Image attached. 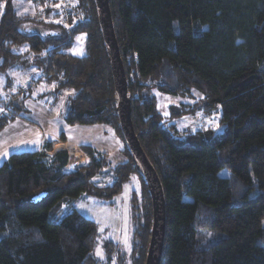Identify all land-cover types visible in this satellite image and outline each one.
Here are the masks:
<instances>
[{
  "label": "trees",
  "instance_id": "trees-1",
  "mask_svg": "<svg viewBox=\"0 0 264 264\" xmlns=\"http://www.w3.org/2000/svg\"><path fill=\"white\" fill-rule=\"evenodd\" d=\"M62 6L44 21L17 15L10 0H0V73L31 65L50 92L70 90L64 122L111 127L127 160L113 163L111 185L98 187L91 179L112 162L88 144L80 145L84 160L72 172L63 171L66 150L47 154L49 141L40 150L10 153L0 164V264H112L115 244L98 259L95 222L76 209L61 214L62 205L81 196L111 198L133 173L142 183V210L131 256L132 264H143L150 195L120 130L98 10L94 0ZM109 7L134 133L164 195L160 264H264V0H109ZM26 26L55 34L28 33ZM80 35L82 53L75 55L69 50ZM153 91L200 96L168 105L163 115ZM198 112H219L217 129L177 127L176 119ZM13 119L0 113V130ZM254 188L259 194L250 199ZM45 189L40 203L28 201Z\"/></svg>",
  "mask_w": 264,
  "mask_h": 264
},
{
  "label": "rangeland",
  "instance_id": "rangeland-1",
  "mask_svg": "<svg viewBox=\"0 0 264 264\" xmlns=\"http://www.w3.org/2000/svg\"><path fill=\"white\" fill-rule=\"evenodd\" d=\"M10 2L17 15L27 14L37 20L50 21L49 15L53 18L52 16L58 10H65V7L62 6L63 0H58L55 3L51 2V4L47 3V5L43 6L40 0H10ZM44 9L48 10L46 14ZM82 40L83 36H77L75 44L69 52L80 55L82 53ZM36 80H38V83L35 82ZM6 82L9 83V87L4 89ZM49 90L39 79L38 71L31 65H27L20 70H11L7 75L0 73V113L13 115L14 117L12 121L0 130V155H3L0 157V164L7 159L10 153L34 150L32 138L34 141L38 137L39 140L43 139L44 142L59 143L63 139L62 136L67 134L71 141L90 146L94 144L97 149L93 148L97 152L107 154L112 164L102 169L91 180L98 187L111 185L114 180V175L112 174L113 163H124L127 160L120 136L111 127L104 124L66 125L59 134L57 133L58 128L55 127L56 134H53L56 137L44 135L43 131L45 129L54 126V120H62L67 99L72 94L70 90L60 91L57 94ZM153 93L157 97L158 110L163 115H168V105L181 102L192 104L200 96L197 91L193 92L195 97L193 99H181L157 91H153ZM11 104L12 107L10 106ZM50 117L53 118V122H49L48 119ZM219 118V112L211 114L198 112L193 116L178 118L175 122L180 129L189 128L205 132L208 129H217ZM27 128L31 131V134L28 133ZM64 144L66 145L64 142L57 146ZM67 150L71 151L70 156L73 160L63 168V171L72 172L82 164L84 153L80 150L79 145H73V148ZM80 153H83L82 157H80ZM228 174L227 168H222L219 171L220 176L225 177ZM141 186L140 177L133 173L115 196L111 198L81 196L79 199L64 203L61 214L76 209L95 222L97 237L94 255L98 259H103L105 257V247L109 243H114L115 246L111 252L112 264H132L133 233L138 221L137 211L141 213L142 210L140 207ZM101 192H104V190L102 189ZM258 194L259 190L254 188L250 191L249 198L252 199ZM134 204L138 206L139 210L133 208Z\"/></svg>",
  "mask_w": 264,
  "mask_h": 264
},
{
  "label": "water",
  "instance_id": "water-1",
  "mask_svg": "<svg viewBox=\"0 0 264 264\" xmlns=\"http://www.w3.org/2000/svg\"><path fill=\"white\" fill-rule=\"evenodd\" d=\"M98 10L101 33L107 48L108 62L113 79L116 113L123 139L131 154V160L137 173L143 176L150 195L152 223L144 264H160L165 234V201L158 174L143 151L132 126L131 94L127 87L125 72L114 33L109 0H94ZM25 32L42 36L55 34L47 27L26 26ZM48 189L42 190L28 198L31 204L40 203L47 195Z\"/></svg>",
  "mask_w": 264,
  "mask_h": 264
},
{
  "label": "crops",
  "instance_id": "crops-1",
  "mask_svg": "<svg viewBox=\"0 0 264 264\" xmlns=\"http://www.w3.org/2000/svg\"><path fill=\"white\" fill-rule=\"evenodd\" d=\"M45 120V119H44ZM49 122H53V118L52 117H50L49 119ZM68 126V124H66L65 122H64V120L62 119H59V120H54V126H51V127H49V129L47 128V129H45V131H43L44 133V135H47V136H50V135H52L53 137H56L54 134H56L55 133V131H56V128H58L57 129V133L59 134L60 132H61V130L63 129V128H65V126ZM56 127V128H55ZM54 128V129H53ZM27 131H28V133H30L31 134V131H29V129L27 128ZM54 133V134H53ZM35 136H36V134H35ZM62 140H60V142L58 143H56V142H52L53 144H52V148H51V150L50 151H48L47 152V154L49 155V156H52L53 155V153L54 152H56L57 150H60V149H66V147H68L67 149H71V148H73V145H82L83 143H78V142H73V141H71L69 138H68V135L66 134V135H63L62 136ZM31 141L33 142V146H34V150H40L41 148H42V146H43V143H44V141H43V139L42 140H39L38 139V137H36V140L34 141V139L32 138L31 139ZM66 143V145L64 144V145H62V146H57V145H61V144H63V143ZM25 143H27V142H25ZM55 143V144H54ZM91 146L92 147H94V148H96L97 149V147H95V145L93 144H91ZM66 149V151L68 152V154L70 155V150H67ZM74 155H76L75 153H73ZM80 157H82L83 156V153L81 154L80 153ZM3 155L1 154L0 155V157H2ZM78 156V155H77ZM8 157V156H7ZM71 160H73V159H71V156H70V161ZM69 161V162H70ZM68 162V163H69ZM74 163H76V162H74Z\"/></svg>",
  "mask_w": 264,
  "mask_h": 264
}]
</instances>
